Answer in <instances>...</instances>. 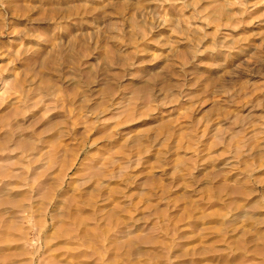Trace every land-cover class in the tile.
<instances>
[{
	"label": "rangeland",
	"instance_id": "374dc122",
	"mask_svg": "<svg viewBox=\"0 0 264 264\" xmlns=\"http://www.w3.org/2000/svg\"><path fill=\"white\" fill-rule=\"evenodd\" d=\"M0 235L17 264H264V0H0Z\"/></svg>",
	"mask_w": 264,
	"mask_h": 264
},
{
	"label": "bare ground",
	"instance_id": "6f19581e",
	"mask_svg": "<svg viewBox=\"0 0 264 264\" xmlns=\"http://www.w3.org/2000/svg\"><path fill=\"white\" fill-rule=\"evenodd\" d=\"M105 139V138H104ZM108 141V140H107ZM112 141V140H111ZM14 155V154H13ZM82 181V180H81ZM84 201V200H83ZM80 208V207H79ZM70 214V213H69ZM76 216V215H75ZM74 215L73 216H70L71 217H75ZM77 217V216H76ZM72 218V220H73ZM76 219V218H75ZM70 220V219H69ZM68 219L66 221H69ZM74 222V221H73ZM77 221H75L76 223ZM79 222V221H78ZM70 224V223H69ZM71 226V225H70ZM73 227V226H72ZM56 230L57 232H59V238L62 239V243L66 245H70L72 244V230L71 228H69L68 226H66V224L62 221L60 222L59 224H57L56 226ZM2 232V231H1ZM40 232V231H39ZM3 233V232H2ZM2 235V234H1ZM0 235V236H1ZM14 238V237H13ZM16 238V237H15ZM74 238V237H73ZM8 239V237L6 238ZM21 239H22V236H21ZM5 239H3L2 237H0V264H17V257H18V254L15 253V250L16 249H12L10 248L9 246L5 245L4 244V241ZM10 240V239H9ZM9 240H6L10 243ZM39 240V238H38ZM65 240V241H64ZM13 241V240H12ZM16 241V240H15ZM8 242H6V244H8ZM58 244V243H57ZM63 244V245H64ZM64 245V246H65ZM54 247V246H53ZM52 248H49V261H48V264H64V258L66 253H67V250L68 248H66L64 251L63 249H61V252L58 253V250H57V253H56V250H54ZM60 251V250H59ZM56 253V254H55ZM62 259V260H61ZM62 262V263H61Z\"/></svg>",
	"mask_w": 264,
	"mask_h": 264
}]
</instances>
